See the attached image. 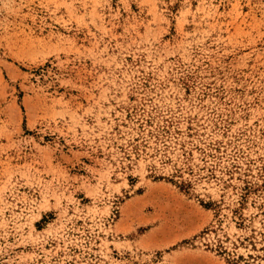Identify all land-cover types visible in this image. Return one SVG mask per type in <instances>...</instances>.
<instances>
[{"label": "rangeland", "instance_id": "374dc122", "mask_svg": "<svg viewBox=\"0 0 264 264\" xmlns=\"http://www.w3.org/2000/svg\"><path fill=\"white\" fill-rule=\"evenodd\" d=\"M263 247L264 0H0V264Z\"/></svg>", "mask_w": 264, "mask_h": 264}, {"label": "trees", "instance_id": "16d2710c", "mask_svg": "<svg viewBox=\"0 0 264 264\" xmlns=\"http://www.w3.org/2000/svg\"><path fill=\"white\" fill-rule=\"evenodd\" d=\"M263 248H264V247H263ZM250 257H252V255H250ZM239 260H242V261H243V260H245V259L243 258V256H240V257L238 258L237 262H235V263H233V264H238V261H239Z\"/></svg>", "mask_w": 264, "mask_h": 264}]
</instances>
